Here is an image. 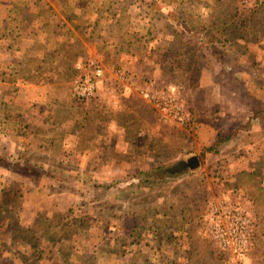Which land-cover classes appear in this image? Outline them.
I'll return each instance as SVG.
<instances>
[{
    "label": "rangeland",
    "instance_id": "rangeland-1",
    "mask_svg": "<svg viewBox=\"0 0 264 264\" xmlns=\"http://www.w3.org/2000/svg\"><path fill=\"white\" fill-rule=\"evenodd\" d=\"M0 264H264V0H0Z\"/></svg>",
    "mask_w": 264,
    "mask_h": 264
},
{
    "label": "built area",
    "instance_id": "built-area-1",
    "mask_svg": "<svg viewBox=\"0 0 264 264\" xmlns=\"http://www.w3.org/2000/svg\"><path fill=\"white\" fill-rule=\"evenodd\" d=\"M96 75H99L98 68L96 69ZM75 84V88L77 89L78 95L82 98H86L92 95L93 90L95 88L94 79H92L91 77H87L84 80L76 79ZM150 97L153 99L157 98V96L153 94H151ZM173 98L169 100L170 103L174 100ZM174 117L179 121L183 120L182 110L178 106H175ZM235 210L236 208H233V211L225 210L222 212H219L218 209L213 210L214 213L223 215H228L229 213H231V218L233 222L232 227L227 228L223 223L222 219H217L214 225V228L216 230L215 237L217 238L218 242L221 244L222 247H227L228 249H230L231 254L234 258H236L237 260H241L244 254L246 238L243 231L244 227L242 226L243 221L240 219L239 214Z\"/></svg>",
    "mask_w": 264,
    "mask_h": 264
},
{
    "label": "water",
    "instance_id": "water-1",
    "mask_svg": "<svg viewBox=\"0 0 264 264\" xmlns=\"http://www.w3.org/2000/svg\"><path fill=\"white\" fill-rule=\"evenodd\" d=\"M199 159L197 156H191L187 158L185 161L181 162V164L188 169H195L199 166Z\"/></svg>",
    "mask_w": 264,
    "mask_h": 264
},
{
    "label": "trees",
    "instance_id": "trees-1",
    "mask_svg": "<svg viewBox=\"0 0 264 264\" xmlns=\"http://www.w3.org/2000/svg\"><path fill=\"white\" fill-rule=\"evenodd\" d=\"M4 165H6L7 166V168H10V167H12V170H15V171H17V172H20V173H24V168L25 167H23L25 164L24 163H16L14 166H16V168H14V166H12L10 163H9V161H5V163H4ZM19 166H21L22 168L21 169H19Z\"/></svg>",
    "mask_w": 264,
    "mask_h": 264
}]
</instances>
